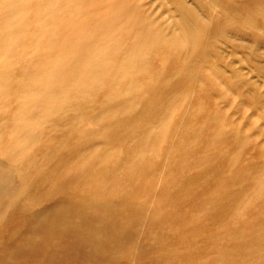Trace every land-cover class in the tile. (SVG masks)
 <instances>
[{
  "label": "rangeland",
  "instance_id": "374dc122",
  "mask_svg": "<svg viewBox=\"0 0 264 264\" xmlns=\"http://www.w3.org/2000/svg\"><path fill=\"white\" fill-rule=\"evenodd\" d=\"M78 15L143 61L112 87L126 97L81 102L7 174L0 264H264V0H83Z\"/></svg>",
  "mask_w": 264,
  "mask_h": 264
},
{
  "label": "bare ground",
  "instance_id": "6f19581e",
  "mask_svg": "<svg viewBox=\"0 0 264 264\" xmlns=\"http://www.w3.org/2000/svg\"><path fill=\"white\" fill-rule=\"evenodd\" d=\"M82 1L0 0V193L6 192L7 174L31 153L43 131L97 94L105 106L126 97L112 87L131 76L136 63L143 61V47L124 54L126 46L116 41L114 31L103 30L97 40L85 26L76 24ZM180 21L189 27L188 17ZM108 23L109 19H102L95 28ZM115 26V22L109 25ZM141 26L137 20L132 25L119 22V30L131 35ZM187 33L194 43V30ZM162 38L173 44L180 40L178 35ZM95 120L90 114L75 124Z\"/></svg>",
  "mask_w": 264,
  "mask_h": 264
}]
</instances>
